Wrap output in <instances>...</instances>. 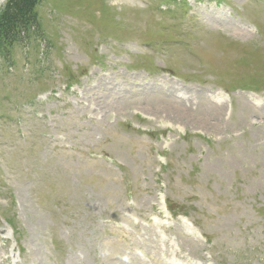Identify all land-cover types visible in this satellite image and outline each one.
<instances>
[{
  "label": "rangeland",
  "instance_id": "374dc122",
  "mask_svg": "<svg viewBox=\"0 0 264 264\" xmlns=\"http://www.w3.org/2000/svg\"><path fill=\"white\" fill-rule=\"evenodd\" d=\"M36 11L0 58V264H264V0Z\"/></svg>",
  "mask_w": 264,
  "mask_h": 264
},
{
  "label": "trees",
  "instance_id": "16d2710c",
  "mask_svg": "<svg viewBox=\"0 0 264 264\" xmlns=\"http://www.w3.org/2000/svg\"><path fill=\"white\" fill-rule=\"evenodd\" d=\"M44 1L4 0L0 6V58H7L15 45H26L41 34L36 9Z\"/></svg>",
  "mask_w": 264,
  "mask_h": 264
},
{
  "label": "bare ground",
  "instance_id": "6f19581e",
  "mask_svg": "<svg viewBox=\"0 0 264 264\" xmlns=\"http://www.w3.org/2000/svg\"><path fill=\"white\" fill-rule=\"evenodd\" d=\"M174 104V103H173ZM177 105V104H176Z\"/></svg>",
  "mask_w": 264,
  "mask_h": 264
}]
</instances>
